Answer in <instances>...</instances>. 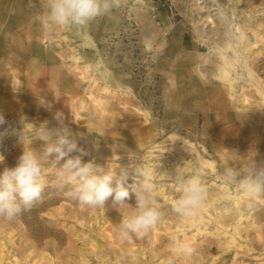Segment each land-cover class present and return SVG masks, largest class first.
Listing matches in <instances>:
<instances>
[{
    "label": "rangeland",
    "instance_id": "rangeland-1",
    "mask_svg": "<svg viewBox=\"0 0 264 264\" xmlns=\"http://www.w3.org/2000/svg\"><path fill=\"white\" fill-rule=\"evenodd\" d=\"M47 12L48 0H0V173L25 147L41 157L46 182L30 210L0 216V264H188L173 253L178 241L194 249L190 264H264V197H248L222 174L228 166L245 172L252 160L264 165V0H120L84 27L52 24ZM235 22L251 47L238 44ZM213 46L238 58L227 76L205 61ZM232 76L234 96L224 81ZM55 114L86 153L82 162L125 169V187L142 179L137 168L154 169L162 215L146 236L118 238L134 195L117 208L68 195L72 186L58 181L43 142L33 140L34 126H59ZM183 167L214 197L188 218L172 212ZM232 213H241L242 229L223 252L230 227L211 218Z\"/></svg>",
    "mask_w": 264,
    "mask_h": 264
},
{
    "label": "clouds",
    "instance_id": "clouds-1",
    "mask_svg": "<svg viewBox=\"0 0 264 264\" xmlns=\"http://www.w3.org/2000/svg\"><path fill=\"white\" fill-rule=\"evenodd\" d=\"M120 6V0H48L47 19L59 26L84 27L95 18L110 13ZM44 104V101L41 102ZM50 107V105H48ZM60 122L58 127L49 129L46 123L34 126L33 140L43 142L42 158L58 167V181L72 186L68 195L80 204L90 208L111 205L117 208L134 195V211L123 218L118 226V238L128 241L135 235L143 238L155 228L161 219V209L156 206L159 192L153 182L152 172L137 168L142 177L138 183L125 187L127 171H107L94 162H82L86 153L78 146L63 118L55 114ZM0 114V125L4 123ZM24 133V132H23ZM20 135L25 145L24 134ZM73 152L80 155L72 156ZM238 160V156L233 154ZM4 156L0 155V163ZM63 161V163H61ZM247 171L228 166L223 170L225 183L236 185L248 197H264V165L258 166L254 160L247 165ZM178 168L173 182L180 186L181 195L172 206V212L181 217H193L207 198V190L198 174L187 175ZM46 187L42 174L41 157L33 149L24 147L14 168H5L0 173V216L13 220L38 202ZM194 249L187 243L176 242L173 253L176 256L192 255Z\"/></svg>",
    "mask_w": 264,
    "mask_h": 264
},
{
    "label": "bare ground",
    "instance_id": "bare-ground-1",
    "mask_svg": "<svg viewBox=\"0 0 264 264\" xmlns=\"http://www.w3.org/2000/svg\"><path fill=\"white\" fill-rule=\"evenodd\" d=\"M234 17V16H233ZM230 18V17H229ZM235 19V17L234 18H230V19H228L229 20V24H231L232 22H233V20ZM221 21H224V20H222L221 19ZM255 25V24H254ZM221 26V25H220ZM227 28H228V26H227ZM230 28V27H229ZM232 28H234L235 29V31H236V33H237V42H238V44H243L244 43V46H246V47H251L252 45H251V43L249 44L248 42H247V40H246V35H245V33H244V30H242L241 28H240V26H239V24H237L236 22L235 23H233L232 24ZM248 28H250V30L252 31V34L255 36V38H259V32H258V30H257V28H253V27H251L250 25L248 26ZM221 31H223V30H221ZM220 32V31H219ZM232 32H233V29H232ZM227 34H228V31L226 32ZM203 35H205V33L203 34ZM224 35H225V33H224ZM201 36V35H200ZM216 36H217V33H216ZM202 38V37H201ZM225 39H227V40H225L224 41V43H225V48H228V47H231L232 45H231V43L230 42H232V41H229V36L228 37H226ZM257 40V39H256ZM202 41V40H201ZM217 42V41H216ZM207 44V43H206ZM208 49V48H207ZM239 50H241V49H239ZM239 50H233L236 54H238L237 52L239 51ZM233 52V53H234ZM250 52V51H249ZM234 53V54H235ZM235 54V55H236ZM234 55V56H235ZM238 56V55H237ZM200 59V58H199ZM238 59V58H237ZM236 58H230V57H228L225 53H224V51H223V49H221L220 47H218V46H213L212 47V49H209L208 50V53H207V57H206V60L205 61H207L208 63H210V65H212V66H214V68L215 67H217L218 69H219V71L221 72V74L222 75H228L230 72H229V70H230V68L232 69L233 68V66L235 65V60H237ZM204 60V59H203ZM242 62V61H241ZM211 68V67H210ZM204 69H208V68H204ZM213 70V69H212ZM209 72V71H208ZM208 74V73H207ZM205 75V74H204ZM213 75V74H212ZM233 75V74H232ZM222 77V76H221ZM236 77V76H235ZM234 76H232V77H227L226 79H224V81H227V84H228V86L232 89V93H233V96L235 95V91H234V87L232 88V86L235 84V82H236V78H235ZM240 77V76H239ZM238 78V77H237ZM223 81V82H224ZM240 81V80H239ZM242 81V80H241ZM245 83V82H244ZM242 85V84H241ZM250 86V85H249ZM73 117V116H72ZM102 137V136H101ZM181 160H184V158L181 156ZM205 200H207L206 202H204L203 201V203L201 204V206H200V208L202 209V210H206V206L207 205H209V204H211V203H213V201H214V197H213V195L212 194H209V195H207V198L205 199ZM167 202V199H164V203H166ZM236 204H238V203H240L239 202V200L236 198V202H235ZM161 213H162V211H161ZM220 215V217H212L211 218V221L212 222H215L216 224H218L219 222H220V220H222L225 224H224V226L226 227V228H229L230 227V234L228 235V238H226L225 240V245L223 246L224 248H223V252H225V251H228V250H230L229 248H230V245L233 243V242H235V235H239V232H240V230L242 229L241 228V213H238V214H235V213H232L231 215H228L227 217H222L221 216V214H219ZM218 215V216H219ZM223 225V224H222ZM229 232L227 231V230H220V232H218V235L219 234H228ZM157 238V236H156V233H154L153 235H152V243H154L155 242V239ZM224 241V240H223ZM89 246L91 247V251H94L95 249H96V247H97V245L94 243V242H92V241H89ZM157 246H155V247H152V250H154L155 248H156ZM80 251H81V249H79ZM151 250V249H150ZM234 251V254L235 255H237L238 253H239V251H237V250H233ZM44 256V255H43ZM45 258L46 259H48L47 257H46V255H45ZM184 259H185V261H186V263H188V264H190L191 263V261L190 260H192L193 259V262H194V260L195 259H197L196 257H192V255H185L184 256ZM79 260L81 261V262H85V255L83 254V253H80L79 254ZM166 264H169V262L167 261L166 262Z\"/></svg>",
    "mask_w": 264,
    "mask_h": 264
}]
</instances>
